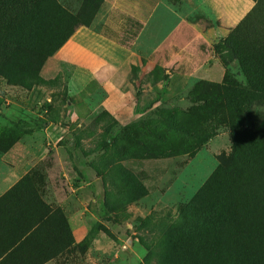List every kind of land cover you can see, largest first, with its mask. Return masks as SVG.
Segmentation results:
<instances>
[{
	"label": "rangeland",
	"instance_id": "rangeland-1",
	"mask_svg": "<svg viewBox=\"0 0 264 264\" xmlns=\"http://www.w3.org/2000/svg\"><path fill=\"white\" fill-rule=\"evenodd\" d=\"M104 2L42 0L46 9L37 3L28 18V0H0V175L16 171L20 140L57 141L69 157L54 206L36 190L41 166L4 197L27 196L40 221L54 220L39 236L68 252L67 214L86 231L75 251L91 248L97 264H264V130H253L264 126L262 100L231 92L223 108L222 82L197 81L177 93L161 77L139 94V115L121 123L86 102L94 80L83 77L85 89L71 97L72 69L47 66L43 74L68 35L94 25ZM257 5L264 20V0ZM189 19L207 34L218 26L201 7ZM233 78L224 81L236 86ZM32 151L35 164L50 147Z\"/></svg>",
	"mask_w": 264,
	"mask_h": 264
},
{
	"label": "crops",
	"instance_id": "crops-1",
	"mask_svg": "<svg viewBox=\"0 0 264 264\" xmlns=\"http://www.w3.org/2000/svg\"><path fill=\"white\" fill-rule=\"evenodd\" d=\"M199 7L218 23L209 34L189 19ZM100 15L93 26L75 30L45 64L43 74L47 66L55 71L62 65L72 69L77 78L70 82L71 97H80L77 92L85 89L83 77L94 80L96 91L86 102L121 123L139 115V94L141 98L148 94L152 81L160 86L161 77L168 78L171 90L178 93L182 86L197 81L221 83L228 70L241 85L264 93V20L257 0H105ZM215 39L230 41L235 50L227 68L214 50ZM253 130H264V126ZM41 147H50V151L33 164L32 149ZM60 148L54 140L47 146L25 140L16 143L12 157L16 171L0 175V264H97L100 259L97 254L88 258L94 253L91 248L83 255L75 251L86 231L67 214L74 241L68 252L44 233L39 236L40 228H54V220L40 221L27 196L4 197L41 166L44 182L36 190L44 191L43 201L54 206V198L64 195L61 181L68 174L65 164L69 157Z\"/></svg>",
	"mask_w": 264,
	"mask_h": 264
},
{
	"label": "trees",
	"instance_id": "trees-1",
	"mask_svg": "<svg viewBox=\"0 0 264 264\" xmlns=\"http://www.w3.org/2000/svg\"><path fill=\"white\" fill-rule=\"evenodd\" d=\"M28 2H29V4H30V6H29V8L26 10V9H24V15L26 14V16L29 18V16L31 15V17H32V15H33V13L32 12H34L35 13V8H34V6H36V4L37 3H39V5L41 6V8H43V9H46V7L45 6H42V0H28ZM74 33V32H73ZM73 33H71L70 35H68V38H67V40L72 36V34ZM66 40V41H67ZM65 41V42H66ZM65 42L56 50V51H58L64 44H65ZM11 43V42H10ZM223 45H226L227 47H228V49H229V51H230V53H231V60L229 61V62H231L232 60H234V58H235V56H236V54H235V50H234V48H233V46H232V44L230 43V41H228V40H224L223 41ZM222 45V46H223ZM221 45H216L215 46V51H216V53L218 54V55H220V60L222 59V57H221V54L223 53V47H222ZM225 52V51H224ZM221 62H222V60H221ZM229 62L228 63H223L224 64V66L227 68L228 67V64H229ZM227 74H230V72L227 70L226 71V74H225V76H224V78H223V81H222V85H221V87H217V89H216V91L217 92H219L220 93V95H221V97H222V102H223V108H224V106H225V103L228 101L227 100V98H228V94H230L231 92H236V94H238V95H240V96H242V100H244L245 102H249V101H252V100H264V93L263 94H257V93H255L254 91H252L250 88H248V87H245V86H243V85H241L240 83H238L237 81H235L236 82V86L235 85H233L231 82H229V81H224L225 80V78H227ZM232 77H233V75H232ZM234 79V78H233ZM263 86H264V79H263ZM211 96H212V94H210ZM224 112V111H223ZM227 124H228V126H230V131H242V128L241 127H235V126H231V125H233V124H231V122L230 121H227ZM28 179V177H24L22 180H21V182H23L25 179Z\"/></svg>",
	"mask_w": 264,
	"mask_h": 264
}]
</instances>
